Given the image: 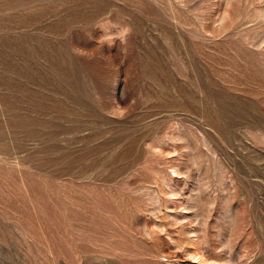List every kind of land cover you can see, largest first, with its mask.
I'll return each instance as SVG.
<instances>
[{"label":"rangeland","instance_id":"374dc122","mask_svg":"<svg viewBox=\"0 0 264 264\" xmlns=\"http://www.w3.org/2000/svg\"><path fill=\"white\" fill-rule=\"evenodd\" d=\"M0 264H264V0H0Z\"/></svg>","mask_w":264,"mask_h":264}]
</instances>
